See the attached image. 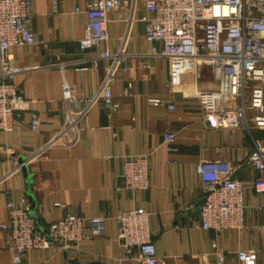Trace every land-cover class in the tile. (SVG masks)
Returning a JSON list of instances; mask_svg holds the SVG:
<instances>
[{
    "label": "crops",
    "instance_id": "0c3cea01",
    "mask_svg": "<svg viewBox=\"0 0 264 264\" xmlns=\"http://www.w3.org/2000/svg\"><path fill=\"white\" fill-rule=\"evenodd\" d=\"M84 3L58 0L55 11L53 0H33L32 26L44 43L10 48L19 68L14 81L27 102L23 122L13 131H0V223L9 217L10 198L20 201L28 196L23 157L32 174L33 210L40 228L46 229L67 211L107 216L103 236L83 239L78 248L36 250L30 256L32 262L142 264L137 248L128 250L119 241L113 216L121 210L146 208L151 212L159 264H215V234L201 225L205 190L197 165L202 159H227L238 166L237 175L245 182L247 226L221 232L220 247L226 252V264H241L236 254L240 248L257 249L256 264H264V194L254 190L256 170L247 163L254 148L251 132L242 124H208L197 91L217 89L209 68L198 80L192 73L184 74L182 84L169 93V60L151 53L155 43L146 39V23L141 19L151 13L142 0H136L134 11L108 13L111 40L107 46L127 53L124 64H116L112 82V99L118 108H109L100 96L108 64L101 56L105 44L82 52L78 45L88 16L75 12V6ZM123 65L128 67L125 73ZM67 93L82 97L81 104L86 106L80 127L69 141L46 147L62 128L66 112L77 107L67 101ZM154 97L173 101L176 107L151 100ZM33 114L41 118L39 130L31 128ZM168 128L177 132L175 151L164 143ZM145 152L151 153L150 188L123 189L118 174L124 169V156ZM8 238L9 232L0 228V264H11L13 259L6 246Z\"/></svg>",
    "mask_w": 264,
    "mask_h": 264
},
{
    "label": "built area",
    "instance_id": "2783aa9c",
    "mask_svg": "<svg viewBox=\"0 0 264 264\" xmlns=\"http://www.w3.org/2000/svg\"><path fill=\"white\" fill-rule=\"evenodd\" d=\"M142 1L151 13L141 17L146 23V39L155 43L151 53L169 60V93L173 94L182 84L184 74L192 73L198 80L204 68H209L217 89L197 91L206 120L211 126L242 124L251 132L254 148L247 163L256 170L252 180L254 190L264 194V0ZM135 4L136 0H85L83 5L75 6V12L88 16L85 33L78 40L80 51L105 44L101 56L108 64L100 96L113 110L118 108V103L112 99L116 64H124L127 53L122 48L113 52L107 46L111 40L108 13L115 9L134 11ZM58 8V0H53V9ZM33 16V0H0V131H13L17 123L24 120L22 110L27 100L14 81L19 68L10 48L19 44L43 45L44 40L32 26ZM121 70L125 73L128 67L123 65ZM66 97L68 102L77 103V107L66 112L62 128L46 147L69 141L80 127L86 109L81 104L83 99L68 93ZM151 100L168 101L159 97ZM167 106L176 107L173 101L167 102ZM30 125L39 130L41 118L33 114ZM176 135L171 128L164 133V143L170 151L178 149L174 144ZM150 156V152L124 156V169L118 174L123 189L136 192L150 188ZM197 170L205 190L201 225L215 234L212 239L215 264H226L219 234L247 226L245 182L237 175L238 166L227 159H202ZM57 205L65 206L62 202ZM7 209L9 217L0 223V228L9 232L6 246L13 254L11 264H49L32 262V252L78 248L83 239L103 236L106 230L107 216L88 217L69 211L42 229L31 215L27 195L20 201L10 198ZM150 214L146 208H131L113 217L118 224L121 244L128 250L137 248L142 264H159ZM236 254L241 264H256L257 249L240 248Z\"/></svg>",
    "mask_w": 264,
    "mask_h": 264
},
{
    "label": "water",
    "instance_id": "95a60500",
    "mask_svg": "<svg viewBox=\"0 0 264 264\" xmlns=\"http://www.w3.org/2000/svg\"><path fill=\"white\" fill-rule=\"evenodd\" d=\"M20 162L23 163L24 172L28 178V192H27V194H28L30 201H31V204H30L31 205V215L34 216L36 219H38V216L36 215V213L33 210L34 209L33 207L36 205V200H35L34 194H33L32 189H31L32 174L29 172V167H27V165L25 163L26 162L25 158H23V157L20 158Z\"/></svg>",
    "mask_w": 264,
    "mask_h": 264
}]
</instances>
